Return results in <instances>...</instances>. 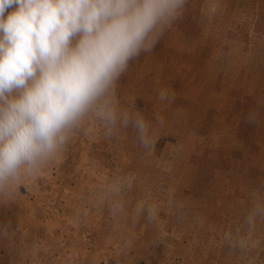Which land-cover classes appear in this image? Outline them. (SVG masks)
<instances>
[{
    "label": "rangeland",
    "instance_id": "374dc122",
    "mask_svg": "<svg viewBox=\"0 0 264 264\" xmlns=\"http://www.w3.org/2000/svg\"><path fill=\"white\" fill-rule=\"evenodd\" d=\"M114 103L0 185V264H264V0H188Z\"/></svg>",
    "mask_w": 264,
    "mask_h": 264
},
{
    "label": "clouds",
    "instance_id": "9594fccd",
    "mask_svg": "<svg viewBox=\"0 0 264 264\" xmlns=\"http://www.w3.org/2000/svg\"><path fill=\"white\" fill-rule=\"evenodd\" d=\"M187 2L0 0V185L25 167L40 170L101 101L100 119L114 125L118 80L183 17ZM157 98L170 106L175 95L160 89ZM130 124L151 149L145 119L125 114Z\"/></svg>",
    "mask_w": 264,
    "mask_h": 264
},
{
    "label": "trees",
    "instance_id": "16d2710c",
    "mask_svg": "<svg viewBox=\"0 0 264 264\" xmlns=\"http://www.w3.org/2000/svg\"><path fill=\"white\" fill-rule=\"evenodd\" d=\"M255 21H256L255 26L259 28L261 26V17L258 16Z\"/></svg>",
    "mask_w": 264,
    "mask_h": 264
}]
</instances>
